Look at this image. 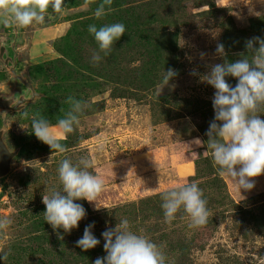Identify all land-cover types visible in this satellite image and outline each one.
Returning <instances> with one entry per match:
<instances>
[{"label": "rangeland", "instance_id": "rangeland-1", "mask_svg": "<svg viewBox=\"0 0 264 264\" xmlns=\"http://www.w3.org/2000/svg\"><path fill=\"white\" fill-rule=\"evenodd\" d=\"M101 2L64 0L63 12L49 9L44 24H0V47L4 40L10 45L17 32L16 48L22 49L17 71L27 61L34 89L42 95L20 111L0 113L6 144L19 149L9 172L0 177V217L12 220L0 231V264H80L76 242L85 227L94 223L93 235L103 247L102 233L122 218L132 231L162 247L166 264H264V175L254 178L252 190L240 193L219 174L206 143L215 118V89L200 79L225 60L216 54L217 44L234 62L248 54L247 40L264 39V0H113L111 11L97 19ZM117 22L125 25V34L94 65L98 45L88 26ZM148 23L163 34L153 39L144 32ZM169 68L178 75L165 85ZM193 70L197 75L190 74ZM226 80L237 84L233 77ZM24 89L0 60V96ZM69 96L89 107L76 130L61 141L67 151L58 154L32 133L31 117L40 113L55 125L69 110ZM196 138L204 143H192ZM81 157L93 160L89 171L105 177L97 200L101 208L75 201L86 217L70 233L54 231L44 219L42 196L53 185L62 190L60 162L68 158L76 164ZM188 162L194 172L180 176L176 168ZM192 181L208 201L207 224L190 227L183 209L166 222L162 193ZM99 254L94 261L106 256Z\"/></svg>", "mask_w": 264, "mask_h": 264}, {"label": "clouds", "instance_id": "clouds-1", "mask_svg": "<svg viewBox=\"0 0 264 264\" xmlns=\"http://www.w3.org/2000/svg\"><path fill=\"white\" fill-rule=\"evenodd\" d=\"M94 2L85 0V3ZM112 3L113 0H102L95 9V17H104L111 11ZM64 4V0H0V24L9 28L44 24L49 18V9L61 14ZM88 32L98 45L91 58L92 63L98 65L103 57L111 54L115 42L125 34L126 27L119 22L99 28L92 24L88 26ZM245 47L248 54L241 53L240 58L233 62L226 59L224 45L217 44L216 54L225 57L224 62L211 65L209 71L200 77L201 82L215 89L212 99L215 118L206 132L207 149L211 150L219 174L230 178L240 193L241 190H252L254 178L264 175V119L261 118L264 115V39L253 37L246 41ZM204 55L201 53V58ZM190 74L197 75L195 70ZM177 75L176 70L169 68L163 83L167 85ZM226 77L235 78L237 84L233 87ZM65 102L69 110L55 125L40 113L31 117L32 133L58 154L67 151L61 141L76 130L80 117L89 107L88 102L73 96ZM23 115L28 118L29 113L24 112ZM192 143L202 145L204 142L196 138ZM93 166V160L87 157H81L76 164L68 158L60 162L57 171L62 190L53 185L42 196L46 209L44 219L54 231L63 229L64 233H70L79 227L87 213L82 204L75 201L86 200L94 203L97 210L101 208L97 200L105 190V177L89 171ZM161 199L166 222L174 220L183 209L190 218V227L207 224L210 216L208 201L196 181L164 191ZM11 223L10 217H0V231L6 230ZM93 227L94 223L86 226L83 236L76 242L77 247L84 251L100 244L93 235ZM102 236L106 256L98 257L93 264H166L167 257L162 247L145 235L132 231L127 218H122L115 228L105 230ZM58 238L63 240L59 233Z\"/></svg>", "mask_w": 264, "mask_h": 264}, {"label": "water", "instance_id": "water-1", "mask_svg": "<svg viewBox=\"0 0 264 264\" xmlns=\"http://www.w3.org/2000/svg\"><path fill=\"white\" fill-rule=\"evenodd\" d=\"M17 32L10 45H6L4 40L3 45L0 47V60L9 69V71L19 80L26 89L11 95L10 97L0 96V113L9 111H20L25 108L29 103H33L36 99L41 98L42 95L35 91L32 84V79L29 74L28 63L23 61V69L17 71L18 55L21 48H16ZM9 48L12 50L13 55L9 56ZM24 49V48H23ZM22 105V107H21ZM4 130L0 129V177L6 175L11 169V162L18 154L19 149L14 151L10 150L4 138Z\"/></svg>", "mask_w": 264, "mask_h": 264}, {"label": "trees", "instance_id": "trees-1", "mask_svg": "<svg viewBox=\"0 0 264 264\" xmlns=\"http://www.w3.org/2000/svg\"><path fill=\"white\" fill-rule=\"evenodd\" d=\"M75 2L76 1H72L73 4H77ZM115 6H121V5L117 3ZM144 32H148L150 34V36L153 37V39H156V38H158L159 35L163 34V31H161V30L158 33H156L155 31H152V27L150 26L149 23H148V27L144 30ZM198 172L199 171L197 170V173ZM218 202L219 201H214V204L217 205ZM97 249L99 250V252ZM78 252H79L78 258H79L80 264H92L94 262V258L96 255H100L99 253L105 254L104 249H103V247L100 246V244L97 245L95 248L89 249L87 251H84L78 247Z\"/></svg>", "mask_w": 264, "mask_h": 264}, {"label": "crops", "instance_id": "crops-1", "mask_svg": "<svg viewBox=\"0 0 264 264\" xmlns=\"http://www.w3.org/2000/svg\"><path fill=\"white\" fill-rule=\"evenodd\" d=\"M49 30H50V28H49ZM49 30H47V31H49ZM194 170H195V167L191 164V162L179 164L178 167L176 168V172L180 176L191 175L194 172Z\"/></svg>", "mask_w": 264, "mask_h": 264}]
</instances>
